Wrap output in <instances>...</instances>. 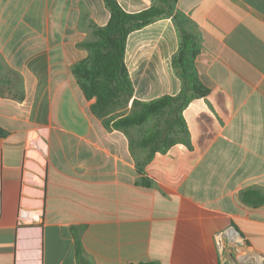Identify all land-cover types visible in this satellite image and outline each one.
<instances>
[{"label": "crops", "instance_id": "0c3cea01", "mask_svg": "<svg viewBox=\"0 0 264 264\" xmlns=\"http://www.w3.org/2000/svg\"><path fill=\"white\" fill-rule=\"evenodd\" d=\"M174 8L209 92L183 110L189 144L156 152L141 176L127 136L92 114L71 71L109 19L105 1L0 0V264H233L213 240L229 226L264 264V202L251 203L264 197V0ZM178 44L172 17L128 35L133 98L179 93ZM31 213L40 222L24 225Z\"/></svg>", "mask_w": 264, "mask_h": 264}, {"label": "trees", "instance_id": "16d2710c", "mask_svg": "<svg viewBox=\"0 0 264 264\" xmlns=\"http://www.w3.org/2000/svg\"><path fill=\"white\" fill-rule=\"evenodd\" d=\"M104 1L109 19L104 26L93 28L91 40L81 43L88 55L76 62L71 71L86 99H94L90 105L92 114L106 129L119 130L127 136L136 169L144 176V166L156 152H164L177 143L189 144L183 110L193 99L207 95L209 89L196 73L197 41L185 29L184 18L175 12L176 0H157L156 4L138 12L125 11L116 0ZM163 17H172L178 32L179 44L172 56V65L181 81V89L176 95L138 100L133 98V84L125 64L127 37ZM4 133L0 128V135ZM136 150L146 151L143 159L136 158ZM249 197L250 193H243L244 200L248 201ZM262 202L264 197H256L251 203ZM76 247L80 256L78 240Z\"/></svg>", "mask_w": 264, "mask_h": 264}, {"label": "built area", "instance_id": "2783aa9c", "mask_svg": "<svg viewBox=\"0 0 264 264\" xmlns=\"http://www.w3.org/2000/svg\"><path fill=\"white\" fill-rule=\"evenodd\" d=\"M213 240L218 252L227 254L226 256L232 262L235 261L238 264H262V258L259 260L253 253L242 248L244 240L232 226L216 232L213 235Z\"/></svg>", "mask_w": 264, "mask_h": 264}, {"label": "rangeland", "instance_id": "374dc122", "mask_svg": "<svg viewBox=\"0 0 264 264\" xmlns=\"http://www.w3.org/2000/svg\"><path fill=\"white\" fill-rule=\"evenodd\" d=\"M38 213H31V218H26V219H23L21 222L24 224V225H32L31 223L32 222H40V219H38L37 221H34V219H32L33 216H36ZM34 233V232H33ZM31 235H33L31 233ZM32 239H33V236H31ZM37 239L39 240V235L37 236ZM39 245L37 244V246L35 247H38ZM36 252V255L39 253V251H35Z\"/></svg>", "mask_w": 264, "mask_h": 264}, {"label": "bare ground", "instance_id": "6f19581e", "mask_svg": "<svg viewBox=\"0 0 264 264\" xmlns=\"http://www.w3.org/2000/svg\"><path fill=\"white\" fill-rule=\"evenodd\" d=\"M36 219H38V218H36ZM33 235V239H32V244L34 245V246H37V244L39 245V240L37 239V236L39 235V233L38 232H34V233H32Z\"/></svg>", "mask_w": 264, "mask_h": 264}, {"label": "water", "instance_id": "95a60500", "mask_svg": "<svg viewBox=\"0 0 264 264\" xmlns=\"http://www.w3.org/2000/svg\"><path fill=\"white\" fill-rule=\"evenodd\" d=\"M233 264H238V263H236L235 261H233ZM244 264H249V263H244Z\"/></svg>", "mask_w": 264, "mask_h": 264}]
</instances>
